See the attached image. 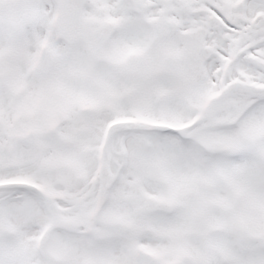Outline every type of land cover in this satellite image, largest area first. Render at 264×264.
Instances as JSON below:
<instances>
[{"label":"snow or ice","instance_id":"obj_1","mask_svg":"<svg viewBox=\"0 0 264 264\" xmlns=\"http://www.w3.org/2000/svg\"><path fill=\"white\" fill-rule=\"evenodd\" d=\"M0 264H264V0H0Z\"/></svg>","mask_w":264,"mask_h":264}]
</instances>
